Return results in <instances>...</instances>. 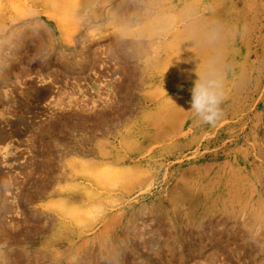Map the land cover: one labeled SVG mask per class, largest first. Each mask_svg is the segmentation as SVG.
I'll return each mask as SVG.
<instances>
[{"label": "rangeland", "instance_id": "1", "mask_svg": "<svg viewBox=\"0 0 264 264\" xmlns=\"http://www.w3.org/2000/svg\"><path fill=\"white\" fill-rule=\"evenodd\" d=\"M23 1L0 0V132L9 136L0 142V180L12 183L0 195L6 235L0 264H257L264 259V4L257 8L259 17L245 24V7L250 13L256 4L244 0ZM160 17L165 22L157 21ZM220 19L222 29L213 36L212 25ZM174 31L183 36L176 54L184 66L173 69L169 80L167 61L156 64L155 56L144 54L146 45L130 42L156 44L168 37L169 54ZM219 36L222 46L206 56L198 58L190 48ZM83 59L91 62L83 66ZM233 59H238L233 68L223 66ZM65 60L68 65H61ZM211 69L222 80L232 77L223 83V116L215 125L200 122L190 107L191 89ZM63 110L71 112L73 124L63 123L60 130L68 133H59L60 140L48 138L49 122L54 117L63 122ZM54 141L68 150L63 171L75 179L66 177L54 184L55 193L38 195L46 167L41 164H47ZM34 162L35 172L30 171ZM18 185L24 189H15ZM52 203L64 204L66 211L51 208ZM40 206L59 212V220L54 215L50 226L23 242L24 234L35 231L40 216L33 214L34 222L32 213ZM221 228L233 231L225 234Z\"/></svg>", "mask_w": 264, "mask_h": 264}, {"label": "bare ground", "instance_id": "2", "mask_svg": "<svg viewBox=\"0 0 264 264\" xmlns=\"http://www.w3.org/2000/svg\"><path fill=\"white\" fill-rule=\"evenodd\" d=\"M25 1V0H24ZM23 1V2H24ZM58 2V1H57ZM80 2V1H79ZM127 2V1H126ZM244 2L246 3V4H250V5H254V4H256V9H254V11H251L250 13H248V9H246V7H245V9L244 10H246V12L242 15V17H243V23H248V21H249V19H255L256 17H259V15H260V11H258L257 10V8H260V6L262 5V4H264V0H244ZM128 3V2H127ZM225 3V2H224ZM66 5V3L63 1V3H62V5ZM13 4H11V6H12ZM55 5V4H54ZM60 5H61V3H60ZM113 5V4H112ZM224 5V4H223ZM10 6V5H9ZM99 6V5H98ZM101 6V5H100ZM128 6V5H127ZM61 7V6H60ZM129 7L134 11V7L132 6H130L129 5ZM55 8H57V5H55ZM61 8H64L63 6L61 7ZM223 9H225V6H223L222 7ZM98 9V8H97ZM97 9H96V11H97ZM103 9V8H102ZM128 9V8H127ZM127 9H125V10H127ZM137 9V8H136ZM135 9V10H136ZM59 10V9H58ZM61 10V9H60ZM101 10V9H100ZM118 10V9H117ZM117 10H116V12H117ZM146 10V9H145ZM121 11L123 12V13H121V14H124V10L121 8ZM128 11L130 12V10L128 9ZM138 11H140V10H138ZM138 11H137V13H138ZM208 11V10H207ZM56 12V11H55ZM101 12V11H100ZM126 13V12H125ZM135 12H133L132 13V15L134 14ZM142 13H143V11H142ZM148 13H150V12H148ZM147 13V15H149ZM55 14L56 13H54V12H49V15H50V17H54L55 16ZM64 14V13H63ZM117 15H118V12L116 13ZM120 14V13H119ZM223 14H224V12L222 13V12H220V13H218V15L220 16V18H222L221 16H223ZM237 15H240L239 13H236ZM125 15V14H124ZM127 15L128 14H126V17H127ZM129 15H130V13H129ZM128 15V16H129ZM135 15V14H134ZM133 15V16H134ZM138 15V14H137ZM168 15V14H167ZM170 15V14H169ZM58 16V15H57ZM56 16V17H57ZM163 17V16H162ZM162 17H160V18H162ZM171 17V19H169V16L167 17V19H169V20H172V19H174L172 16H170ZM177 17L178 16H176V19H177ZM94 18V17H93ZM95 18H97V16H95ZM121 17H119V19H120ZM122 18H124V17H122ZM128 18V17H127ZM126 18V19H127ZM141 18V17H140ZM139 18V19H140ZM75 19V18H74ZM118 19V20H119ZM158 19V18H157ZM178 19H179V17H178ZM239 19V18H238ZM128 20V19H127ZM161 20H164L163 18L162 19H160V20H157V21H161ZM169 20H167V23H165V24H170V22H168ZM62 21V20H61ZM71 21V20H70ZM88 21H89V19H88ZM124 21H126L125 20V18H124ZM129 22L131 21V19L130 20H128ZM174 20H172V22H173ZM221 21H223V20H221L220 19V21L218 20L217 22H219V24L220 25H222V22ZM69 22V21H68ZM140 22V21H139ZM164 22H165V20H164ZM177 22V21H176ZM93 23V22H92ZM152 24H153V22H151ZM157 23V22H156ZM132 24V23H131ZM148 26H150V25H148ZM153 26V25H152ZM165 25H163V27H164ZM169 26V25H168ZM223 26V25H222ZM157 27V26H156ZM170 27V26H169ZM69 28V27H68ZM183 28V27H182ZM187 28H190V27H187ZM197 28H198V26H197ZM140 29V28H139ZM167 29V28H166ZM173 29V28H172ZM178 29V28H177ZM177 29H175V30H177ZM191 29V28H190ZM199 30L198 31H200L201 30V28H198ZM142 30L143 29H141V32H142ZM151 30V29H150ZM158 29H154V31H157ZM76 31V30H75ZM121 31V30H120ZM164 31V30H163ZM162 31V32H163ZM144 32H145V30H144ZM143 32V33H144ZM150 32V31H149ZM149 32H148V34H149ZM151 32H153V30H151ZM169 32V31H168ZM184 32V31H183ZM115 33V32H114ZM121 33V32H120ZM142 33V34H143ZM155 33V32H154ZM153 33V34H154ZM157 33V32H156ZM165 33V32H164ZM179 33L180 32H178V31H174V32H172L170 35H171V37H172V39L170 40L171 41V43H170V45H171V51H169L170 53L168 54V52H166L167 50V46H166V42H167V40H168V37H165L164 38V41L163 40H160L158 43H156L155 44V41H154V43H151L152 41H147V42H141V40H135V41H131L130 43H134V42H136V43H138V44H142V48H143V46H147V48L149 49H145L143 52H144V54L146 55V53H145V51H147V53L148 54H151L152 56H155V59H156V64L158 63V64H161L163 61H167L168 63H169V65H171V67H172V69L170 70V72L169 73H167V77L169 78V80H171L172 78H174V76H175V71L173 70V69H182V67L184 66H182L181 65V63H179V60H178V55L176 54V50H177V48H178V46L180 45V44H182L183 43V36H181V35H179ZM185 33V32H184ZM118 34V33H117ZM122 34V33H121ZM134 34V33H133ZM152 34V33H151ZM151 34L150 35H148V39L150 38V36H151ZM165 34H167V32L165 33ZM185 34H187V33H185ZM190 34V33H189ZM122 35H125L124 33L122 34ZM135 35V34H134ZM141 35V34H140ZM154 35H156V34H154ZM154 35H152V36H154ZM199 35V34H198ZM120 36V35H119ZM145 36V35H144ZM157 36V35H156ZM159 36V35H158ZM169 36V35H168ZM186 36V35H185ZM193 36H195L194 34H193ZM135 37V36H134ZM48 38V37H47ZM63 38H65V36L63 37ZM122 37H120V40L121 41H123L124 42V40L123 39H121ZM124 38V37H123ZM126 38V37H125ZM137 38V37H136ZM135 38V39H136ZM140 38V37H139ZM138 38V39H139ZM193 38V37H192ZM22 39H24V38H22ZM143 39V38H142ZM67 40V39H66ZM71 40V39H70ZM119 39H117V41H118ZM43 41V40H42ZM49 41V40H48ZM116 41V42H117ZM130 41V40H129ZM40 42V41H39ZM49 42H51V41H49ZM93 42V41H92ZM95 42V41H94ZM93 42V43H94ZM122 42V43H123ZM48 43V42H47ZM98 43V42H97ZM112 43V42H111ZM121 43V44H122ZM128 43V42H127ZM129 43V44H130ZM169 43V42H168ZM222 43H223V37L222 36H219V37H215V38H213V39H211L210 41H208V42H204V43H193V44H190V48L192 49V51L194 52L195 51V54L197 53L198 54V58L200 57H202V56H206L207 54H208V52L210 53L212 50H215L216 48H218L220 45L222 46ZM50 44V43H49ZM68 44V43H67ZM120 44V43H119ZM118 44V45H119ZM124 44H126L125 42H124ZM144 44V45H143ZM56 45V44H55ZM131 45V44H130ZM135 45V44H134ZM46 46H48V45H46ZM45 46V47H46ZM183 46V45H182ZM187 46V45H186ZM90 47V46H89ZM136 47V46H135ZM91 48V47H90ZM1 49V48H0ZM82 49V48H81ZM138 49V48H137ZM188 48H186V50H187ZM90 49H88L87 51H89ZM190 50V49H189ZM52 51H53V49H52ZM64 51V50H63ZM62 51V52H63ZM68 51V50H67ZM75 51V50H74ZM73 51V52H74ZM134 51H135V49H134ZM13 52V51H12ZM96 52V51H95ZM137 52H138V50H137ZM186 52V51H185ZM214 52V51H213ZM212 52V53H213ZM71 53V52H70ZM124 53V52H123ZM218 53V52H217ZM15 54V53H14ZM127 54H128V52H127ZM126 54V55H127ZM132 54V53H131ZM187 54V53H186ZM53 55V54H52ZM180 55H181V53H180ZM58 56V55H57ZM63 56V55H62ZM69 56V55H68ZM72 56V55H71ZM78 56V55H77ZM94 56V55H93ZM135 56V55H134ZM133 56V57H134ZM189 56H190V54H189ZM194 56V55H193ZM65 57V56H64ZM123 57V56H122ZM130 57H132V55H130ZM192 57V56H191ZM52 58V57H51ZM59 58H61L60 56H59ZM66 59V58H65ZM129 59V58H128ZM127 59V60H128ZM197 59V58H196ZM60 60H62V59H59V61ZM69 61H70V59H68ZM142 60V59H141ZM185 60V59H184ZM183 60V61H184ZM187 60V59H186ZM206 60V59H205ZM3 61H4V59H3ZM129 61V60H128ZM188 61V60H187ZM220 61V60H219ZM223 61V60H222ZM71 62V61H70ZM73 62V61H72ZM91 62V61H90ZM90 62H88L87 60H85V59H83L82 60V62H81V64H83V66L84 65H86L87 63H90ZM93 62V61H92ZM127 62V61H126ZM131 62V61H130ZM237 62H238V59H233V60H231L230 62H227V63H225L223 66H228V67H232L233 68V66H235L236 64H237ZM77 63V62H76ZM79 63V62H78ZM94 63V62H93ZM146 63V62H145ZM190 63V62H189ZM68 65V61H64V62H61V65ZM70 64V63H69ZM72 64V63H71ZM74 64V63H73ZM185 64V63H184ZM187 64V63H186ZM203 64V63H202ZM47 65V64H46ZM58 65V64H57ZM79 65V64H78ZM92 65V64H91ZM162 65V64H161ZM186 66V65H185ZM214 66V65H213ZM222 66V67H223ZM87 67H89L88 65H87ZM135 68V67H134ZM5 69V68H4ZM56 69V68H55ZM74 70V69H73ZM75 70H77V69H75ZM94 70V69H93ZM184 70V69H183ZM48 71H49V69H48ZM71 71V70H70ZM96 71V70H95ZM185 71V70H184ZM56 72V71H55ZM61 72V71H60ZM59 72V73H60ZM81 72H82V70H81ZM150 72V71H149ZM53 73V72H52ZM51 73V74H52ZM66 73V72H65ZM72 73V72H71ZM61 74V73H60ZM64 74V73H63ZM68 74V73H67ZM184 74V73H183ZM6 75V74H5ZM78 76V75H77ZM88 76V75H87ZM44 77H45V75H44ZM43 77V78H44ZM73 77V76H72ZM71 78V77H70ZM74 78V77H73ZM195 78H197V77H195ZM5 79V78H4ZM48 79V78H47ZM74 80V79H73ZM76 80H79V79H77V77H76ZM168 80V79H167ZM230 80H232V77H230V78H228L227 77V79H223V83H227V82H229ZM80 81V80H79ZM143 81V80H142ZM2 82H3V80H2ZM72 82V81H71ZM14 83V82H13ZM56 83V82H55ZM69 83V82H68ZM67 83V84H68ZM73 83V82H72ZM46 84V83H45ZM50 84V83H49ZM58 84V83H57ZM77 84V83H76ZM79 84V83H78ZM140 84V83H139ZM138 84V85H139ZM175 86H177V87H181L182 86V83L181 82H178V83H176V82H174L173 83ZM62 85V84H61ZM66 85V84H65ZM71 85V84H70ZM45 86V85H44ZM59 86V85H58ZM57 86V87H58ZM61 87V86H60ZM58 88V89H61V88ZM65 87V86H64ZM41 88V87H40ZM49 88V87H48ZM53 88H55V87H53ZM129 89H131L130 87H128ZM51 89V88H50ZM50 89H49V91H50ZM58 89H57V91H58ZM65 89H66V87H65ZM77 89V88H76ZM70 91H71V88H70ZM51 92H52V90H51ZM68 92V91H67ZM74 92V91H73ZM9 93H11V92H9ZM61 92H59V94H60ZM75 93V92H74ZM57 94V93H56ZM63 95H64V93H62ZM71 94V93H70ZM69 94V95H70ZM61 96V95H60ZM57 97V96H56ZM60 98V97H59ZM62 98V97H61ZM233 98V97H232ZM11 99V98H10ZM54 99V98H53ZM63 99V98H62ZM156 99V98H155ZM8 100V99H7ZM13 100H14V98H13ZM59 100V99H58ZM16 101V100H15ZM20 101V100H19ZM10 102H11V100H10ZM234 102V101H233ZM232 102V103H233ZM2 103V102H1ZM63 103H64V100H63ZM75 103V102H74ZM65 104V103H64ZM76 104V103H75ZM78 104H80V103H78ZM105 104V103H104ZM14 105H15V103H14ZM13 105V106H14ZM27 105V104H26ZM66 105H69L68 103L66 104ZM72 105H74L73 103H72ZM7 106V105H6ZM11 106H12V104H11ZM23 106V105H22ZM54 106V105H53ZM105 106H107V105H105ZM110 106V105H109ZM10 107V106H9ZM24 107H25V105H24ZM58 107V106H57ZM108 107V106H107ZM99 108V107H98ZM102 108V107H101ZM106 108V107H105ZM104 108V109H105ZM9 109V108H8ZM47 109V108H46ZM51 109V108H50ZM77 109V108H76ZM81 109V108H80ZM83 109V108H82ZM49 110V109H48ZM72 110V109H71ZM74 110V109H73ZM2 111V110H1ZM7 111V110H6ZM9 111H10V109H9ZM18 111V110H17ZM75 111V110H74ZM83 111V110H82ZM86 111V110H85ZM119 111V110H118ZM121 111V110H120ZM119 111V112H120ZM11 112H12V110H11ZM29 112H30V110H29ZM88 112V111H87ZM112 112V111H111ZM110 112V113H111ZM118 112V113H119ZM124 112V111H123ZM10 113V112H9ZM8 113V114H9ZM13 113V112H12ZM11 113V114H12ZM28 113V112H27ZM89 113V112H88ZM103 113V112H102ZM1 114V113H0ZM19 114V113H18ZM22 114V113H21ZM23 114H24V112H23ZM119 114H121V113H119ZM13 115V114H12ZM15 115V114H14ZM51 115V114H50ZM58 115V114H57ZM75 115H77V112L75 111ZM94 115V114H93ZM106 115V114H105ZM109 115V114H108ZM113 115V114H112ZM55 116V115H54ZM53 116V117H54ZM60 116L61 117H64V120H63V122H59L60 124H58V121L57 120H54V118H53V121L51 120L50 122H49V127H48V129L47 130H45V131H48V133H47V135H50V136H47L48 138L49 137H53L52 139H54V140H60V137H59V133H61V134H65L66 135V133H68V132H66V133H63V129L61 128V126L63 125V123H64V125L66 126V125H68L70 122H72V114H71V112H69L68 111V113H65V110H63V112L62 113H60ZM81 116H82V113H81ZM83 116H85V115H83ZM104 116V115H103ZM111 116V115H110ZM115 116H116V113H115ZM115 116H113V117H115ZM122 116V115H121ZM124 116V115H123ZM15 117H16V115H15ZM42 117V116H41ZM57 117V116H56ZM87 117V116H86ZM112 117V118H113ZM1 118H3V117H1ZM88 118V117H87ZM108 118V117H107ZM118 118V117H117ZM84 120H85V118H83ZM82 119V120H83ZM94 119V118H93ZM92 119V120H93ZM99 119V118H98ZM25 121H26V119H24ZM47 120V119H46ZM78 120H80V119H78ZM88 119H86V121H87ZM89 120H91V119H89ZM101 120V119H100ZM100 120H98L97 122H99ZM106 120H109V119H106ZM81 121V120H80ZM16 122V121H15ZM35 122V121H34ZM74 122H76V121H74ZM83 122V121H82ZM31 123V122H30ZM87 123H89V122H87ZM9 124V123H8ZM36 124V123H35ZM39 124H42V123H39ZM72 124H73V122H72ZM76 124V123H75ZM77 124H79V123H77ZM95 124V122L93 123V125ZM96 124H98V123H96ZM100 124V123H99ZM107 124V123H106ZM34 125V124H33ZM43 125V124H42ZM46 125V124H45ZM44 125V126H45ZM90 125V124H89ZM11 126V125H10ZM12 126H14V125H12ZM36 126V125H35ZM76 126V125H75ZM82 126V125H81ZM84 126V125H83ZM91 126V125H90ZM98 126V125H97ZM8 127V126H7ZM18 127V126H17ZM39 127V126H38ZM94 127V126H93ZM92 127V128H93ZM100 127V126H99ZM104 127V126H103ZM106 127V126H105ZM33 128V127H32ZM40 128V127H39ZM58 128H59V131H57L58 130ZM67 128V127H66ZM79 128V127H78ZM82 128V127H81ZM80 128V129H81ZM6 129V128H5ZM14 129H15V127H14ZM60 129H62V130H60ZM69 129V128H68ZM90 129V128H89ZM70 130V129H69ZM68 130V131H69ZM77 130V129H76ZM18 131V130H17ZM20 131V130H19ZM27 131V130H26ZM29 131V130H28ZM38 131H41V130H38ZM44 131V130H43ZM55 131H57L56 133H54ZM65 131H66V129H65ZM70 131H73L72 129L70 130ZM14 132V131H13ZM16 132V131H15ZM8 133V132H7ZM12 133V132H11ZM11 133H10V135H11ZM22 133V132H21ZM39 133V132H38ZM71 133V132H70ZM69 133V134H70ZM68 134V135H69ZM30 135V134H29ZM67 135V136H68ZM107 135V134H106ZM160 136V135H159ZM32 137V136H31ZM69 137V136H68ZM80 137V136H79ZM125 137V136H124ZM123 137V138H124ZM46 138V137H45ZM47 138V139H48ZM50 138V140L52 141V139ZM92 138V137H91ZM95 138V137H94ZM8 139H9V136L8 135H6V133L5 134H3L2 132H0V142L1 141H8ZM17 139V138H16ZM35 139V138H34ZM71 139V138H70ZM81 139V138H80ZM80 139H78L77 138V140L79 141ZM30 140H31V138H30ZM45 140V139H44ZM75 140V139H74ZM76 140V141H77ZM13 141V140H12ZM16 141V140H15ZM18 141V140H17ZM62 141H63V139H62ZM65 141V140H64ZM75 141V142H76ZM82 141H84V140H82ZM88 141V140H87ZM92 141V139L90 140V142ZM97 141H100V140H97ZM32 142V141H31ZM60 142V141H59ZM66 142V141H65ZM13 143V142H12ZM34 143V142H33ZM51 143H53V145H52V148H51V150H49V152H47L48 153V161H46V160H43L42 161V159H41V162H44V161H46V163L47 164H41V162H39V164H41V165H46V167H44L45 168V172L44 171H42V172H44V174H45V176L44 177H42V180L40 181V183L41 184H39L40 185V187L38 188L39 189V191H38V195L41 193V194H45L49 189H53V192L55 193V191H57V189H54L55 187H54V184L55 183H57V182H59L60 180H64L66 177H69V178H71V179H75V175L73 174V173H68L67 175H66V171L64 172L63 171V168H64V162H62V158H63V155H68V150L67 149H64V145L62 146V145H58V143H55V141L54 142H51ZM70 143V142H69ZM156 143V142H155ZM40 144V143H39ZM66 144V143H65ZM68 144V143H67ZM71 144V143H70ZM78 144V142L76 143V145ZM93 144V143H92ZM100 144V143H99ZM49 145V144H48ZM80 145H81V142H80ZM86 145H88V144H86ZM3 146V145H2ZM38 146V145H37ZM62 146V147H61ZM67 146V145H66ZM91 146V145H90ZM94 146V145H93ZM5 147H6V144H5ZM39 147V146H38ZM44 148H45V146H44ZM84 149L86 148V147H83ZM9 149V148H8ZM7 148H4V154H8V153H10V151L8 150ZM33 149H35L34 147H33ZM65 150H67V151H65ZM80 150H81V148H80ZM83 150V149H82ZM81 150V151H82ZM95 150V149H94ZM41 151V150H40ZM48 151V150H47ZM71 152H72V149L70 150ZM69 151V152H70ZM85 151V150H84ZM83 151V152H84ZM75 152H77V151H75ZM88 152V151H87ZM14 153V152H13ZM86 153V152H85ZM15 154V153H14ZM37 154V153H36ZM47 155V154H46ZM45 155V156H46ZM37 156V155H36ZM72 157L74 156V155H71ZM35 157V156H34ZM31 158V157H30ZM38 158V157H37ZM43 158V157H42ZM78 158V157H77ZM69 159V158H68ZM31 160V159H30ZM32 160H33V158H32ZM70 160V159H69ZM96 160V159H95ZM37 161V160H36ZM38 161H40V160H38ZM81 161V160H80ZM86 161V160H85ZM82 162V161H81ZM81 162L79 163V164H81ZM92 162H95V161H92ZM97 162V161H96ZM95 162V163H96ZM104 162V161H103ZM78 163V162H77ZM89 163H90V161H89ZM29 164V163H28ZM68 164V163H67ZM72 164V163H71ZM92 164V163H91ZM69 165V164H68ZM72 165H74V164H72ZM78 165V164H77ZM27 166V165H26ZM33 166H35V167H32V169H30V171H34L35 172V168H37V164L34 162V165ZM42 166V167H43ZM69 166H71V165H69ZM86 166H87V164H86ZM90 166V165H89ZM10 167V166H9ZM25 167V166H24ZM29 167V166H28ZM40 167V166H39ZM72 167V166H71ZM43 168V169H44ZM73 168V167H72ZM74 170H75V167L73 168ZM101 169V168H100ZM102 169H103V167H102ZM115 169V168H114ZM129 169V168H128ZM135 169V168H134ZM40 170V169H39ZM65 170V169H64ZM95 168H94V171L93 172H91V174H92V177L95 179V177H96V173H95ZM131 170V169H130ZM130 170H129V172H130ZM29 171V172H30ZM38 171V170H37ZM98 171V170H97ZM108 171V170H107ZM110 171V173L111 174H113V173H115V170H114V172L112 171V170H109ZM121 171V170H120ZM132 171V170H131ZM82 172V171H81ZM80 171H79V174L81 173ZM85 172H87L88 173V171H85ZM135 172V171H134ZM25 172H23V175L25 176V174H24ZM74 173H77L78 174V172H76V170L74 171ZM94 173H95V175H94ZM124 173V172H123ZM4 174V173H3ZM29 174H31V172L29 173ZM82 174V173H81ZM27 175V174H26ZM33 175V174H32ZM31 175V176H32ZM88 175L90 176V174L88 173ZM2 176V175H1ZM1 176H0V178H1ZM29 176V175H28ZM28 176H25V177H28ZM31 176H29V177H31ZM37 176V175H36ZM5 177V176H4ZM16 177V176H15ZM23 178V177H22ZM18 179V178H17ZM24 179V178H23ZM26 179V178H25ZM33 179H36V178H33ZM32 179V180H33ZM116 179V178H115ZM13 180H14V178H13ZM11 181H12V179H11ZM98 181V180H97ZM0 182H1V180H0ZM13 182V181H12ZM17 182V181H16ZM19 182V181H18ZM22 182V181H21ZM24 182V181H23ZM38 182V181H37ZM83 182V181H82ZM101 182H103V181H101ZM20 183V182H19ZM62 183V182H61ZM60 183V184H61ZM10 184H12L11 182H9V181H7V182H5V181H3V182H1L0 183V195L1 194H3V193H5L6 191H7V188H8V186L10 185ZM17 184V183H16ZM22 184V183H21ZM31 184H32V182H31ZM60 184H59V186H60ZM33 185H35V184H33ZM111 185V184H110ZM59 186H57V187H59ZM68 187V186H64V185H61V187ZM34 187V186H33ZM60 187V189H62ZM71 187V186H70ZM24 189L23 188V185H21V188L19 187V185H18V187H16L15 186V189ZM28 188V187H27ZM32 188V186L30 187V189ZM66 188H63L64 190L66 189ZM112 188V187H111ZM33 189V188H32ZM62 189V190H63ZM68 189H70V188H68ZM35 190V189H34ZM33 190V191H34ZM73 190H77V189H73ZM23 191V190H22ZM25 191V190H24ZM74 192V191H73ZM78 192H82V191H78ZM35 193V192H34ZM14 194V193H13ZM21 194V193H20ZM37 194V193H36ZM81 194V193H80ZM91 194H92V192H91ZM30 195V194H29ZM83 195V194H82ZM5 196V195H4ZM22 196V195H21ZM20 196V197H21ZM27 196V195H26ZM7 197V196H6ZM28 197V196H27ZM26 197V198H27ZM34 197V196H33ZM24 198V197H23ZM22 199V198H21ZM28 199V198H27ZM29 199H31V198H29ZM29 199L27 200V201H29ZM3 200V199H2ZM18 200V199H17ZM21 201V200H20ZM27 201L26 202H22V203H24L25 205H28L29 203H27ZM66 201H68L67 199H66ZM0 202H2V201H0ZM62 202V201H61ZM65 201H63L62 203H64ZM72 202V201H71ZM53 204V203H52ZM54 206H50V205H48V206H50L51 208H53V207H55V205H56V207H58L59 206V208H57L58 210L60 209V210H62V212H64V211H66L63 207L65 206L64 204H63V206H62V208L64 209V211H63V209L62 208H60V204L59 205H57V204H53ZM67 205V204H66ZM73 205V204H72ZM1 204H0V208H1ZM67 206H70L69 208H71V207H73V206H71V204L70 205H67ZM25 207V206H24ZM91 207V206H90ZM2 208H4L3 206H2ZM6 208V207H5ZM68 208V209H69ZM93 208V206L90 208V209H92ZM89 209V208H88ZM95 209H97L98 210V208H95ZM26 211V210H25ZM30 210L28 209V212H29ZM68 211V210H67ZM3 212V211H2ZM88 211H86V213H87ZM92 212V211H91ZM30 213V212H29ZM4 214V213H3ZM33 214H37L38 216H40L39 217V219L40 220H38V223H36L35 224V226H36V228H34V232H32L31 234V236H30V234L29 233H27V234H22L23 235V237L22 238H24L23 239V242H24V240H26V239H28V238H31L32 236L34 237L35 236V234L37 233V231H40V232H43L44 230L43 229H45V228H47L48 226H50V224L52 223L51 222V219L53 218V216L55 215V214H51V213H49V211H48V208H47V206H40V208H37V209H35L34 210V213H32V215ZM89 214V213H88ZM91 214V213H90ZM89 214V215H90ZM92 214L95 216V213H93L92 212ZM1 211H0V242H2V239H3V235H5V230L3 229V226H5V225H3V222L1 221ZM22 215V214H21ZM31 215V216H32ZM35 215H33V217L35 218L34 219V222L36 221L37 222V217L35 216ZM59 215H60V213L58 212H56V215H55V217H57L55 220H59ZM86 215V214H85ZM88 215V216H89ZM72 216V215H71ZM87 216V217H88ZM3 217V216H2ZM90 217V216H89ZM22 218V217H21ZM91 218V217H90ZM25 219V218H24ZM72 219V218H71ZM93 219V218H92ZM28 220V219H27ZM45 220V221H44ZM54 220V219H53ZM52 220V221H53ZM73 220V219H72ZM75 220V219H74ZM73 220V221H74ZM80 220V219H79ZM91 220V219H90ZM221 220V219H220ZM220 220H218V221H220ZM4 221V220H3ZM29 221V220H28ZM27 221V222H28ZM33 221V220H32ZM23 222H25V221H23ZM26 222V223H27ZM33 222V223H34ZM81 222V221H80ZM203 222L204 221H202V225H203ZM209 222V221H208ZM215 222V221H214ZM216 222H217V220H216ZM79 223V222H78ZM159 223V222H158ZM220 223V222H219ZM218 222H217V224H219ZM224 223V222H223ZM222 223V224H223ZM210 224H211V221H210ZM213 224V223H212ZM28 225V224H27ZM33 225V224H32ZM32 225H30V226H32ZM78 225V224H77ZM202 225H199V227H202ZM220 225V224H219ZM23 226V225H22ZM34 226V225H33ZM52 226V225H51ZM80 226V225H79ZM154 226V225H153ZM206 226V225H205ZM212 226V225H211ZM170 227V226H169ZM199 227H197L196 226V229H198L199 230ZM25 228H29V227H26L25 226ZM31 228H33V227H30V230H32ZM173 228V227H172ZM212 228H213V226H212ZM19 229V228H18ZM41 229L43 230V231H41ZM189 229V228H188ZM218 229V228H217ZM216 229V230H217ZM222 229V228H221ZM2 230H3V232H2ZM158 230V229H157ZM19 231V230H18ZM18 231H16V232H18ZM26 231H29V229L28 230H26ZM189 231H190V229H189ZM193 231V230H192ZM228 231H233V230H230V229H228V228H225V229H222L220 232L221 233H225V234H227L228 233ZM19 232H22V231H19ZM185 232V231H184ZM187 232V231H186ZM195 232V231H194ZM198 232V231H197ZM4 233V234H3ZM7 233H9V232H7ZM34 233V234H33ZM39 233V232H38ZM189 233V232H188ZM193 233V232H192ZM3 234V235H2ZM17 234V233H16ZM37 235V234H36ZM173 235V234H172ZM185 235H187V233L185 234ZM197 235H198V233H197ZM200 235V234H199ZM198 235V236H199ZM207 235H209V234H207ZM6 236V235H5ZM18 236V235H17ZM19 236H20V234H19ZM30 236V237H29ZM9 237H10V235H9ZM37 237V236H36ZM172 237V236H171ZM176 237V236H175ZM14 238H16V240L18 239L17 237H16V235L14 236ZM182 238V237H181ZM11 239V238H10ZM34 239V238H33ZM178 239V238H177ZM184 239V238H183ZM199 241V240H198ZM10 242V241H9ZM16 242V241H15ZM21 242V241H20ZM26 242V241H25ZM164 243V242H163ZM5 244V243H4ZM3 244V245H4ZM143 244V243H142ZM160 244V243H159ZM158 244V245H159ZM8 245V244H7ZM141 245V244H140ZM152 246V245H151ZM261 247V246H260ZM111 248V247H110ZM148 249V248H147ZM158 249H160V248H158ZM162 249V248H161ZM156 250V249H155ZM154 251V250H153ZM180 251V250H179ZM262 251H264V250H262ZM29 252V251H28ZM159 252V251H158ZM171 252V251H170ZM31 254V253H30ZM44 254H46V253H44ZM54 254H55V252H54ZM21 255V254H20ZM29 255V254H28ZM49 255V254H48ZM55 255H57V253L55 254ZM262 256H264V255H262ZM40 257V256H39ZM48 257V256H47ZM41 258V257H40ZM57 258V257H56ZM259 258V257H258ZM36 260V259H35ZM40 260V259H39ZM253 260V259H252ZM262 262V260H264V259H258V263L260 262V261ZM37 261V260H36ZM45 261V260H44ZM74 261V260H73ZM39 262V261H38ZM37 263V262H36ZM47 263V262H46ZM46 263H44V264H46ZM54 262H52L51 264H53ZM254 263V262H253ZM257 263V264H258ZM40 264H42V263H40ZM247 264V263H246ZM262 264V263H261Z\"/></svg>", "mask_w": 264, "mask_h": 264}, {"label": "clouds", "instance_id": "3", "mask_svg": "<svg viewBox=\"0 0 264 264\" xmlns=\"http://www.w3.org/2000/svg\"><path fill=\"white\" fill-rule=\"evenodd\" d=\"M221 29L219 22H214L211 28L212 35H218ZM225 99L222 76L217 70L211 69L195 82L191 89V111L199 117L200 122L215 125L222 119L221 104Z\"/></svg>", "mask_w": 264, "mask_h": 264}]
</instances>
